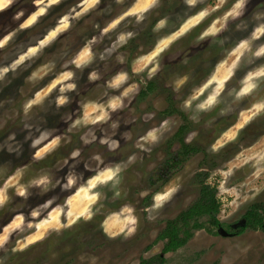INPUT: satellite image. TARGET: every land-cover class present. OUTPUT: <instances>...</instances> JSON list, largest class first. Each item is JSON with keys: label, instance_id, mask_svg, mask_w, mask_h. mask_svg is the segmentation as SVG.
Wrapping results in <instances>:
<instances>
[{"label": "clouds", "instance_id": "clouds-1", "mask_svg": "<svg viewBox=\"0 0 264 264\" xmlns=\"http://www.w3.org/2000/svg\"><path fill=\"white\" fill-rule=\"evenodd\" d=\"M250 3L181 0L174 14L161 15L164 0H73L42 31L21 40L22 34L35 29L65 0H0V14L13 10L11 23L0 25V111L4 112L0 131L11 119L22 121L18 128L0 136V154L22 160L27 151L29 157L27 163L0 174V213H4L0 217V264L10 255L24 253L53 234L60 236L97 216L103 217L99 228L109 240L127 241L137 235L141 215L136 205L128 202L126 173L174 135L178 125L173 117L157 121L156 111L138 115L133 105L141 89L163 70L166 58L177 61L183 54L179 63L189 64L191 56L182 49L173 52V47L193 33L191 47L206 44L219 49L215 61L207 75L192 82L186 92L192 81L190 73L176 74L168 86L176 94L180 111L193 124L209 117L204 126L210 127L220 119L235 117L208 146L212 155H219L229 145L239 147L233 160L206 181L218 188L217 199L223 204L218 218L225 219L228 208L235 212L264 192V183H249V179L261 181L264 177V136L250 146L239 143L242 133L264 118V6L250 11ZM153 14L157 18L151 23L152 46L145 49L138 45L137 54L130 58L127 49L148 27ZM94 15L98 18L91 30L81 31L78 42L69 37L57 55L40 63L62 37ZM21 79L15 92L24 98L8 115L14 98L3 94ZM24 85L31 86L27 96ZM93 87L97 95L81 97ZM153 107L158 111L159 102ZM212 113L215 115L210 116ZM138 122L147 127L134 133L133 125ZM197 135L189 132L185 143ZM73 137L79 146L54 169L42 167L25 179L29 160H47L61 147L73 144ZM129 144L125 157L122 148ZM93 145L104 151L92 150L85 157L84 150ZM105 152L117 155L106 158ZM245 169L246 179L229 186V179ZM180 190L179 178L155 191L141 189L139 199L151 198L140 210L144 220L157 221ZM34 196L43 199L33 205L30 200ZM17 201L25 203L17 205ZM117 203L118 207H111ZM154 254L145 252L144 259ZM90 264H98V258L91 257Z\"/></svg>", "mask_w": 264, "mask_h": 264}, {"label": "rangeland", "instance_id": "rangeland-1", "mask_svg": "<svg viewBox=\"0 0 264 264\" xmlns=\"http://www.w3.org/2000/svg\"><path fill=\"white\" fill-rule=\"evenodd\" d=\"M73 0H65V4H62L54 13L49 16L46 20L42 21L35 29L28 33L22 34L20 39L27 40L29 36L34 33L42 31L48 24L52 23L57 15L62 10H66ZM181 3V0H164V5L159 9L161 15L174 14L176 6ZM264 6V0H251L249 10L253 7ZM12 9L7 12L0 14V25H7L11 23ZM98 17L90 16L85 18L79 25L73 28L72 32L62 37L52 49H49L42 57L40 63L46 62L53 56L57 55L63 46H65L69 37L73 42H78L80 39V32L88 29L91 30V24L93 20ZM156 14H153L149 22L148 27L142 31L139 38L132 41L127 51L129 52L130 58L137 54L136 48L138 45H144L145 49H148L153 41L154 36L152 32L147 36V29L151 28V23L155 22ZM203 27V26H201ZM199 31V29H197ZM146 32V33H144ZM148 37L144 39V36ZM142 35V36H141ZM192 36L185 38L173 47V52L183 50L184 54L191 56L188 65L179 63V57L177 61H168L165 59L164 70L165 72L160 74L158 79L164 78L165 88L161 91L164 93L175 94L172 89L168 86L169 81L176 75L182 73H190L192 81L186 86L185 92L191 87L192 82L198 83L202 80L211 68V64L215 61V58L219 52V49L215 46H203L191 47ZM132 46V47H131ZM136 50L134 54L130 50ZM169 74L174 76L170 77ZM161 81V80H160ZM22 83V79L16 81L11 88L7 89L3 96L14 98V103L7 108V114L11 115L12 112L19 108L20 103L24 97L16 94L15 89L17 85ZM24 95L30 94L31 86L24 85ZM97 89L95 87L90 88L87 93L82 92L81 97L95 96L97 95ZM176 96V94H175ZM176 103L179 106V101L176 99ZM162 101H159V108L161 107ZM75 107V105H73ZM154 109L153 105L150 106ZM150 111V110H148ZM184 113V112H183ZM139 115L140 112L137 111ZM0 115H4V112L0 111ZM215 115V113L210 114ZM177 125L183 124V119L179 115H172ZM209 117L202 119L201 124H193L188 116L185 119L189 128L185 137L189 132L196 131L198 135L193 139L191 143L199 144L203 150L197 154L192 155L187 160L180 161L176 167H171V171L164 170V161L167 158L168 150H175L178 144H167L162 142L151 154V156H144L143 162L138 163L129 169L126 173L125 187L129 190L128 202L136 205L138 214L141 215V228L137 235L130 240L115 239L109 240L102 233L99 228L100 221L103 219L102 216H97L92 222L84 223L81 222L76 225L73 229L65 231L62 235L56 236L53 234L49 239L43 243L37 244L30 248L28 251L10 255L5 264H90L91 257L98 258V264H136L137 261H141L144 258V253H155L159 254L162 252L165 244V240H159L158 236L160 232L165 228L166 222L170 219L175 218L181 211L186 209L199 194L200 185L194 181V175L200 170H206L209 175L208 179L212 176V173L226 165L228 161L233 160L235 153L239 150L238 145H229L228 148L224 149L219 155H212L208 151L209 144L213 141L215 136L227 127L235 117L224 118L218 120L215 124L210 127L204 126V120ZM53 118H50V123ZM157 121L161 118L156 116ZM22 123L19 119H11L8 121V126L0 131V136L5 135L7 132L14 130ZM174 129V131L178 128ZM146 127V126H145ZM142 122H138L133 125L134 133L143 131L145 128ZM264 136V118L255 121L250 125L241 135L239 143L244 145L254 144L260 137ZM79 146L77 137H73V144L61 147L56 153L50 156L47 160L35 163L29 160L30 170L25 176L27 179L33 175L34 172L42 167L55 168L57 162L67 156L68 152L73 148ZM131 145H125L122 148V152L126 157L129 153ZM92 150L104 151L99 145H93L92 148L84 150V156ZM205 151L208 153L205 154ZM117 154L105 152V156L111 157ZM28 153L25 151L22 160H17L13 156H9L6 153L0 154V174L8 173L13 171L16 167L21 166L23 163L28 162ZM205 160V161H204ZM80 169H83V165H80ZM175 169V170H174ZM174 170V171H173ZM67 171V168L60 174L63 175ZM248 170H242L236 172L235 176L229 179L228 185L232 186L239 184L241 181L246 179V172ZM181 184V190L174 198L172 203L168 205L160 218L154 223H149L144 220L143 214L140 210L151 202V198L139 199L138 193L143 188H148L153 191L158 189L163 184H166L169 180H177ZM207 179V180H208ZM216 180L219 177L215 178ZM215 182V181H214ZM249 183H264V177L261 181H253L249 179ZM59 192V189L56 190ZM49 193L48 195H52ZM43 198L33 197L30 203L33 205L41 202ZM221 201V200H220ZM255 201H264V192H261L254 199H250L246 204H243L238 210L232 212L231 208L226 210V218L221 220L222 227L228 229L230 224L236 223L242 220L243 215L247 211L249 205ZM17 205H22L25 202L17 201ZM119 204L111 205V207H118ZM223 204L221 202V209ZM227 213H231L228 215ZM221 215V211L218 217ZM4 213H0V217H3ZM200 221L205 223V227L199 230H195L194 235L189 241L179 249L171 251L165 254L166 259L164 264H264V229L253 230L248 228L242 234L224 236L218 232V227H213L209 223L207 216L201 217ZM6 222V221H5ZM209 228L214 232L209 231ZM180 250V251H178ZM83 255L84 259L80 257ZM152 255V256H154ZM151 256V257H152Z\"/></svg>", "mask_w": 264, "mask_h": 264}, {"label": "trees", "instance_id": "trees-1", "mask_svg": "<svg viewBox=\"0 0 264 264\" xmlns=\"http://www.w3.org/2000/svg\"><path fill=\"white\" fill-rule=\"evenodd\" d=\"M184 118L186 119L185 115ZM187 127L189 126L185 124L179 130L182 142V147L179 151L180 161L187 160L192 155L203 150L199 144L185 143L184 133ZM205 154L207 155L208 153L205 151ZM171 165L174 167V163ZM208 175L209 173L203 169H200L194 175V181L200 185L198 197L175 218L166 222L165 228L158 236L159 240H165L162 252L147 260L142 258L139 264H164L166 253L184 246L192 238L195 230L205 227V223L200 221L201 217L207 216L209 223L215 228L222 225L218 218L221 211V201L217 199L218 188L206 183ZM242 220H245L246 223L239 227L237 234H242L248 228L253 230L264 229V201L252 202L243 215ZM209 231L214 232L210 228Z\"/></svg>", "mask_w": 264, "mask_h": 264}, {"label": "flooded vegetation", "instance_id": "flooded-vegetation-1", "mask_svg": "<svg viewBox=\"0 0 264 264\" xmlns=\"http://www.w3.org/2000/svg\"><path fill=\"white\" fill-rule=\"evenodd\" d=\"M144 33H146V32H144ZM150 33H151V28H148L147 29V36L150 35ZM143 36H144V34H143ZM146 38H148V37L144 36V39H146ZM136 50H137V48H136ZM136 50L133 51L131 49L130 52H132V54H134V53H136L135 52ZM164 69L160 72V74L165 72ZM160 74L154 80H152L148 83V86L146 89L145 88L141 89V92H140L139 96L137 97L136 102L133 105V107L136 108V110L138 112L148 111V110L156 111V116L158 118L169 117V116L177 114L183 119V121H184L183 124H180L178 126V128L174 131V135H172L171 138L169 140H167V144H169V146H170V144H176V145L178 144V147L175 150H168L167 151L168 152L167 158L165 159V161L163 163L164 164V170L171 171V167H172L171 164L174 163V167L175 166L177 167L179 165V162H180L181 156H180L179 151L182 147V142H181V135L179 134V130L183 125H185L184 123H186V120L184 118V115L186 116V118H187V115L185 113H183L182 111H180V108L176 103L175 94H172L170 92L169 93H164V92L160 93L159 92L166 87L165 86L166 84L164 83L165 82L164 78H163V80L160 78L158 79V77H160ZM169 76L172 77L174 75L169 74ZM159 101H162V104H161V107L159 108L158 111L155 108L154 109L150 108L151 105H154V103L159 102ZM186 125H188V124H186ZM143 126L147 127V125H145V124H143ZM188 128L189 127H187L185 129L186 131L184 133V141H185V135L187 133ZM188 144H197V143H188ZM172 154H174V156H172ZM176 167H175V169H176ZM240 221H244L246 223L245 220H239L236 223L230 224L228 226V229H226V228L225 229L231 235H237L236 232L239 229V227L241 226V224L239 223ZM219 227H221V226H219ZM231 235H229V236H231Z\"/></svg>", "mask_w": 264, "mask_h": 264}, {"label": "water", "instance_id": "water-1", "mask_svg": "<svg viewBox=\"0 0 264 264\" xmlns=\"http://www.w3.org/2000/svg\"><path fill=\"white\" fill-rule=\"evenodd\" d=\"M241 225H244V221H240L239 222ZM218 232L220 233V234H222V235H224V236H229V235H231L224 227H219L218 228Z\"/></svg>", "mask_w": 264, "mask_h": 264}]
</instances>
